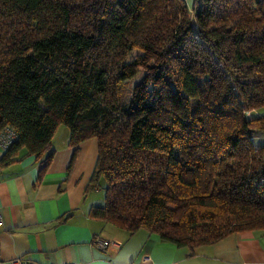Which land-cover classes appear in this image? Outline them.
I'll use <instances>...</instances> for the list:
<instances>
[{
	"label": "trees",
	"instance_id": "trees-1",
	"mask_svg": "<svg viewBox=\"0 0 264 264\" xmlns=\"http://www.w3.org/2000/svg\"><path fill=\"white\" fill-rule=\"evenodd\" d=\"M261 107L264 0H0V130L17 135L0 165L24 149L44 171L61 124L74 153L95 138L90 214L130 234L192 254L264 232Z\"/></svg>",
	"mask_w": 264,
	"mask_h": 264
},
{
	"label": "crops",
	"instance_id": "crops-1",
	"mask_svg": "<svg viewBox=\"0 0 264 264\" xmlns=\"http://www.w3.org/2000/svg\"><path fill=\"white\" fill-rule=\"evenodd\" d=\"M60 127V126H59ZM59 127L51 140L52 156L21 149L15 160L0 165V264H264V232L245 230L197 247L161 239L139 228L133 233L90 214L103 204L100 188L87 191L97 158V140L74 148ZM5 150L0 146V161ZM109 241L96 246L95 238Z\"/></svg>",
	"mask_w": 264,
	"mask_h": 264
},
{
	"label": "rangeland",
	"instance_id": "rangeland-1",
	"mask_svg": "<svg viewBox=\"0 0 264 264\" xmlns=\"http://www.w3.org/2000/svg\"><path fill=\"white\" fill-rule=\"evenodd\" d=\"M144 52L141 51L140 49H133L131 50L128 55L126 56V62H131L133 60H135L136 58L139 57H144ZM147 70L145 68H139V70L137 71V73L135 74V76L131 79L132 84H137L139 82L142 81V79L144 78V76L146 75ZM250 113H248L249 115ZM252 115L257 116V115H264V107H261L259 109H256L252 112ZM59 134L61 135V137L63 135H65V133H69V130L67 128V126L61 124L58 130ZM252 143L255 147H260V146H264V132H259L257 133L254 137H252ZM103 185L104 182L101 181V188H100V197L101 200L104 201V189H103Z\"/></svg>",
	"mask_w": 264,
	"mask_h": 264
},
{
	"label": "built area",
	"instance_id": "built-area-1",
	"mask_svg": "<svg viewBox=\"0 0 264 264\" xmlns=\"http://www.w3.org/2000/svg\"><path fill=\"white\" fill-rule=\"evenodd\" d=\"M16 137L17 135L13 129H11L10 127H4L2 130H0V146L4 150H6L10 146L12 141L16 139ZM2 224H3V217L0 211V227L2 226ZM94 240L96 246L101 249L106 248L109 244V241L102 237L97 236ZM16 262H19L20 264H34V262L32 261H24L21 259L16 260Z\"/></svg>",
	"mask_w": 264,
	"mask_h": 264
}]
</instances>
